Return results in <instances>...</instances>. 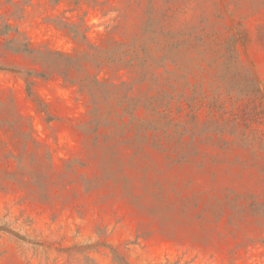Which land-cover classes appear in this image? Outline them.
Segmentation results:
<instances>
[{"label": "rangeland", "instance_id": "1", "mask_svg": "<svg viewBox=\"0 0 264 264\" xmlns=\"http://www.w3.org/2000/svg\"><path fill=\"white\" fill-rule=\"evenodd\" d=\"M75 1L0 0V264H264V0Z\"/></svg>", "mask_w": 264, "mask_h": 264}, {"label": "trees", "instance_id": "2", "mask_svg": "<svg viewBox=\"0 0 264 264\" xmlns=\"http://www.w3.org/2000/svg\"><path fill=\"white\" fill-rule=\"evenodd\" d=\"M6 1L8 3H14V0H6ZM33 1L34 0H23L24 3H31ZM60 1L61 0H53V3L56 4V5H59ZM91 1L94 3V6L103 4L99 0H91ZM75 3L80 4L81 3V0H76ZM62 22L65 23L64 25L70 26V24L67 21H62ZM6 26H7V28L11 29V25L10 24L6 23ZM73 26H75V25H73ZM123 63H125V67H130L131 66V64H129L127 62H123ZM118 65H120L121 67L123 66L121 63H118ZM97 82H98V85H100V86H106V85H108V83H106L104 81L97 80ZM126 84L127 83L125 81L122 82V85H126ZM112 85H114V84H112Z\"/></svg>", "mask_w": 264, "mask_h": 264}]
</instances>
